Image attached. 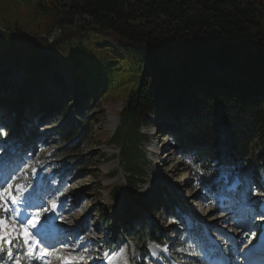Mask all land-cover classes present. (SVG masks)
<instances>
[{
  "label": "trees",
  "instance_id": "1",
  "mask_svg": "<svg viewBox=\"0 0 264 264\" xmlns=\"http://www.w3.org/2000/svg\"><path fill=\"white\" fill-rule=\"evenodd\" d=\"M9 62L7 72L22 68L27 83L42 88L47 78L65 88L63 67L71 83L86 86L84 95L96 91V98L131 82L120 126L108 142L120 144L124 192L131 200L138 198L135 203L143 205L132 186L143 182L140 128L150 114L172 123L167 131L187 162L192 185L214 191L217 179L245 184L254 177L263 183L264 0H0V65ZM23 100L21 113L27 118L50 107L65 114L54 128L59 146L39 157L49 172L52 161L65 156L82 167L79 154L89 131L87 116L78 115L82 107L59 100L48 108ZM10 102L0 98V106ZM13 113L19 119V111ZM25 117V131L39 139ZM248 157L250 165L244 168ZM164 191L166 208L173 197ZM120 193L119 187L112 190L115 198ZM178 235L176 242L169 241L173 250L182 244ZM117 238L132 241L140 253L146 243L168 240L153 220L144 218L133 227L122 223ZM120 244L108 237L100 246L115 251ZM85 255L97 253L90 248Z\"/></svg>",
  "mask_w": 264,
  "mask_h": 264
},
{
  "label": "rangeland",
  "instance_id": "2",
  "mask_svg": "<svg viewBox=\"0 0 264 264\" xmlns=\"http://www.w3.org/2000/svg\"><path fill=\"white\" fill-rule=\"evenodd\" d=\"M55 36L56 33L51 38L53 39ZM106 46L110 47V42H107ZM9 64L11 63H7L4 67L0 65V84L8 83L7 88L0 86V98L11 101L8 103V107L0 106V128L3 129V134L0 135V148L3 149V152H0V155L7 154V161L5 156L2 155L5 160L0 163V180L6 176L14 175L16 178L11 181L13 186L16 184L26 185L24 172H27V180L30 178L33 180L32 185L37 191V197L29 200V204L35 205V203H38L50 208L51 202L55 201L57 203V208L42 217L38 228L33 230L36 232L45 228L51 222L56 226L58 225L62 237L57 239L56 244H60V247H56L54 252L59 253L60 256L55 255L54 262L51 264H62L60 257L79 256L84 253V249L89 252L91 248L92 251L99 254L102 252L100 244H103L102 240L105 239L106 232L116 234L125 221L130 222V227H133L143 218L153 220L164 231L162 235L164 234V237L168 239V247H172V243L169 241L176 242L178 234L173 232H183L187 229L188 218L184 215V212L180 213L179 210L174 213L169 210L168 214L162 211L161 206L165 202L164 188L174 200H178L183 204L181 198L188 194L184 187H188V190L196 199L203 192L192 186L190 176L187 173L186 160L179 156L177 149L172 146V143L166 137L169 134L167 130L172 126V123L167 122L162 114H150L148 121L144 122L140 128L142 137L139 139V146L142 153H145L146 158L143 162L142 160L138 162V165L140 164L145 174L143 180H141L143 182L134 181L132 188L135 189V195L141 197L144 202H146L144 199L146 192H153V202L150 204L152 205L150 209L153 212H151L146 207V203L144 209L141 205L135 203L138 202V198L131 200L125 194L124 198L119 197L124 193V188H128L124 179L126 169L124 170L123 164L119 162L117 155L120 144L108 142L114 130L120 126V111L125 95L129 89H132L131 82L119 84L111 92L98 95L96 98V91L84 95L86 86L71 83L70 76L63 67H60V71L65 82V88L62 89L60 86L54 85L53 80L48 78L46 79L45 88H42L37 83H27L28 80L25 77L28 74L22 68H15L7 72L5 68ZM23 98H29L37 102L41 101L48 108L58 105L59 100L63 103L66 102V106L73 105L76 107V104H78V107H82L78 110V115L84 114L89 122L88 135L82 143L84 147L82 146L83 148L79 154L85 162L82 167L71 166L70 164L73 165V163L68 161L69 157L65 156L59 160H53L56 171L54 174L45 177V172L38 165L37 159L39 155L50 154L53 149L59 146L58 136L55 135L54 128L62 121L65 114L59 110H52L50 107L48 112H41L27 118L21 113L25 103ZM13 110L19 111V119L16 117V120ZM24 117L27 119L26 123H33L39 132V139L33 140L35 138L25 131L26 125L22 124ZM155 145L160 150L156 151L151 148ZM162 149H164V152ZM247 160L250 161V158L248 157ZM33 168L37 169L35 176L32 175ZM114 173H116L115 176H113ZM262 175L264 176L263 172ZM156 176L157 179H155ZM174 185H176L177 190ZM150 186H155V188L151 190ZM115 187H119L121 193L114 199L111 190ZM253 188V196L238 203L233 209L225 205L220 206L221 203L227 200L223 195L215 197L213 204L198 203L193 208L194 205L190 200V204L186 205L188 208H192L195 213L196 221L192 228L195 229V232L196 228L199 229L196 232L197 236L206 235L207 228L215 230L212 233V239L209 240L210 243L207 244V251H209L208 246H211V242L214 240L213 235L217 234V237L224 242L226 254L231 255L229 256L231 259L235 256V264H242L239 259L244 250L246 251L245 246L251 241L255 242L257 235L254 236L253 234H257L260 228L264 226V197L262 198L264 185L261 187L253 186ZM236 208H238L242 219L236 218L235 221H228L227 223V219L235 214ZM27 211L32 212L35 209L29 207ZM100 211L106 215L109 221L107 224L106 221H102L101 224L97 222L96 219ZM180 214L184 220L179 216ZM170 216L172 217L169 218ZM261 217H263V220ZM218 219L223 220L216 223ZM224 221L226 223L223 225L222 222ZM9 222L11 223V221ZM254 225L255 227H253ZM188 233L186 231V234ZM122 243L128 244V247L131 248L129 252L131 264H141L142 261L148 264L149 261H147L145 255H137L138 250L137 253L134 252L136 248L132 241L125 240ZM183 244L184 246L181 249H176L178 252L175 257L177 264H201L205 261L200 253L203 245L201 239L198 238L193 241L190 238L184 240ZM241 245H244L242 249ZM61 247L71 249L61 254ZM123 247L120 249L122 250ZM146 247H148L147 252L149 251L150 254L153 251L152 257L157 262L160 261L156 256L161 255L159 252L167 254V251L162 247H156L150 243H146ZM16 249L18 250L19 247ZM182 249L186 251H182ZM105 254L103 252L102 258L99 260L95 258L85 259V264H105L108 259V256L105 258ZM1 255L4 258L2 251ZM8 258V255H6V261L3 264H9L10 260L15 259V255L12 259ZM170 264H173V262Z\"/></svg>",
  "mask_w": 264,
  "mask_h": 264
},
{
  "label": "snow or ice",
  "instance_id": "3",
  "mask_svg": "<svg viewBox=\"0 0 264 264\" xmlns=\"http://www.w3.org/2000/svg\"><path fill=\"white\" fill-rule=\"evenodd\" d=\"M2 134L3 129L0 128V135ZM0 152H3L2 148H0ZM3 160V156L0 155V163H3ZM193 167L197 171H201L199 166L193 165ZM36 174L37 169L33 168L32 175L35 176ZM24 175L27 181V172H24ZM15 178L14 175H9L0 180V251H3L4 246L7 245L8 257L12 259L15 255L13 264H21V260L24 258L32 260L35 264L38 258H46L51 255L50 248L54 246L46 245L33 230L38 228L42 217L57 208V203L55 201L51 202L50 208L44 207L43 204H29L31 184H16L13 186L11 181ZM29 207L34 208L35 211L28 212ZM17 247L23 248L22 254L16 252ZM87 251V249L83 250L84 253ZM182 251L186 250L182 249ZM56 255L60 256L59 253H56ZM60 258L62 264H85L83 254L71 258Z\"/></svg>",
  "mask_w": 264,
  "mask_h": 264
},
{
  "label": "bare ground",
  "instance_id": "4",
  "mask_svg": "<svg viewBox=\"0 0 264 264\" xmlns=\"http://www.w3.org/2000/svg\"><path fill=\"white\" fill-rule=\"evenodd\" d=\"M153 147V146H152ZM156 151H158V149L156 150ZM155 179H157V176L155 177ZM253 227H255V225L253 226ZM244 232V231H243ZM245 233V232H244ZM243 234V233H242ZM251 234V233H250ZM95 236V235H94ZM250 236V235H249ZM247 239V238H246ZM257 242H252V244H253V246H255V245H257L256 244ZM57 247H60V244L59 245H57ZM250 248V247H249ZM71 249V248H70ZM61 250L62 251H60V253L62 254L64 251H66V250H68V249H66V247L65 248H63V247H61ZM156 250V249H155ZM59 251V250H58ZM52 254H51V256L52 257H54L55 258V253H54V251L53 252H51ZM115 255V254H114ZM113 255V256H114ZM244 255V256H243ZM111 256V255H108V259H107V261H106V264H130V259H129V257H128V251H127V249H123V251H121L120 253H116V256ZM113 257V258H112ZM243 257V258H242ZM248 257V255H247V252H243L242 253V255H241V258L239 259V260H241V263L243 264L244 263V260L246 259ZM111 258V259H110ZM239 260H237V261H239ZM44 264H51L49 261H45V262H43Z\"/></svg>",
  "mask_w": 264,
  "mask_h": 264
}]
</instances>
